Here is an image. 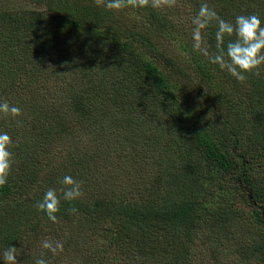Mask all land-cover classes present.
<instances>
[{
  "label": "trees",
  "instance_id": "16d2710c",
  "mask_svg": "<svg viewBox=\"0 0 264 264\" xmlns=\"http://www.w3.org/2000/svg\"><path fill=\"white\" fill-rule=\"evenodd\" d=\"M203 3L264 20V0H0V99L21 108L0 113V261L12 245L20 264H264V65L240 81L211 62Z\"/></svg>",
  "mask_w": 264,
  "mask_h": 264
},
{
  "label": "clouds",
  "instance_id": "9594fccd",
  "mask_svg": "<svg viewBox=\"0 0 264 264\" xmlns=\"http://www.w3.org/2000/svg\"><path fill=\"white\" fill-rule=\"evenodd\" d=\"M143 2L146 3L147 0ZM126 3H135V0H104V6L109 10L124 7ZM151 4L154 8L159 7L160 0H151ZM193 24L195 25L193 39L197 42L202 39V29L210 25L215 26V39L219 47L217 54L211 58L212 63L218 64L221 69L226 68L240 81L245 79L246 73H259L261 66L264 65V20L259 15L240 14L235 16L234 21H229L220 17L207 3H203L193 18ZM231 37L235 38L226 39ZM205 54L207 55L206 51ZM0 113L16 117L21 114V108L0 99ZM12 144L9 134L0 131V186L8 182L13 156L10 150ZM60 183L63 185L61 194L65 201L75 200L82 194L81 183L74 177L65 175ZM61 194H58L55 188H49L36 203L37 209L43 211L53 222L56 221V213L60 209ZM72 211L75 212L76 209ZM42 247L52 253L63 250L62 243L56 242L53 245L47 240L42 243ZM0 264H20L17 248L11 245L5 249ZM35 264H48V261L41 256L35 260Z\"/></svg>",
  "mask_w": 264,
  "mask_h": 264
},
{
  "label": "rangeland",
  "instance_id": "374dc122",
  "mask_svg": "<svg viewBox=\"0 0 264 264\" xmlns=\"http://www.w3.org/2000/svg\"><path fill=\"white\" fill-rule=\"evenodd\" d=\"M208 244H209V243L206 242V239H203V240H201V241H199V242L197 243V247H198V249H201L203 253H205ZM199 259L202 260V257H201L200 254H199Z\"/></svg>",
  "mask_w": 264,
  "mask_h": 264
}]
</instances>
